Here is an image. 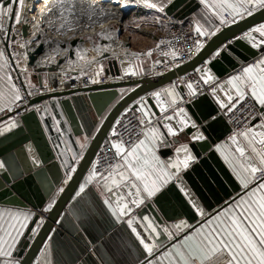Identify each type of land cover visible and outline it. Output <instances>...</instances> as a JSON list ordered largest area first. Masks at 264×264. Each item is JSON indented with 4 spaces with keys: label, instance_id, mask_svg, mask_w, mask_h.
<instances>
[{
    "label": "water",
    "instance_id": "obj_1",
    "mask_svg": "<svg viewBox=\"0 0 264 264\" xmlns=\"http://www.w3.org/2000/svg\"><path fill=\"white\" fill-rule=\"evenodd\" d=\"M26 1L29 3L31 0ZM197 6L194 0H174L173 3L165 8L164 13L168 16H173L179 21H183L196 11ZM16 7L17 5L14 4V8ZM20 11L22 14L21 19H23L24 11L22 8ZM253 11L251 16L223 27L215 35L211 36L192 60L162 75L150 78L131 75V71L136 72L133 59L121 57L110 61L108 69L111 76H118L121 73L127 77L122 82L46 93L29 101V106H34L49 99L59 100L58 105L73 134L89 136L92 128L104 117L84 149L74 168L75 171L68 173L72 176V179L67 184H64L66 174L55 160L53 150L35 111H29L18 118L19 127L0 137V160L5 162V169L0 170V204L24 209L29 208L38 212L53 198V201H55L50 211L42 214V216L36 213L33 217L19 246V258L22 264H32L35 260L39 264H48V262L53 264L54 261L57 264H63V259L74 253L75 248H80L82 250L80 252L84 254L85 251L92 248L95 255H98L104 243L116 236H125L126 239L128 238L127 240L134 238L137 241L136 246H131L129 252L126 250L127 255H130V253L135 255L136 249L138 252L140 251L141 257L146 254L141 252L142 246L122 221L117 225L111 223L110 227L100 226L99 229L95 228L94 230L78 208L79 199L77 198H81V195L79 197L75 196L90 169L98 149L108 137L118 115L129 104L139 98H145L147 105L153 111L155 122L147 129V132L152 135L150 129L155 128L158 130L160 138L156 142L159 146H162L159 155L165 159L166 164L168 165L170 161L176 159H184L186 153L182 149L185 145H187L191 155L195 158L189 162L187 169H183L181 166L182 170L178 173L174 184L170 185L165 192H162L152 201H147L145 205L140 207L133 206L131 215L136 217L138 221L142 214L148 215L154 220L155 227L159 233L155 237L157 248H162L164 244H169L178 239V237L169 238L164 229H168L170 232L168 223L175 222L178 219L183 220L181 215H171L169 213L171 208L163 202L167 192L171 193L175 198L177 205L182 210L184 221L190 223V225L201 216L189 209L187 202L183 201L178 194H175V189L178 190L181 186L190 189L194 194V199L205 206V211L213 209L214 205L218 206L226 199L228 195L221 181H226L227 179L231 183L232 179L215 149L217 145H223L234 158L238 156V153L234 154L236 145L232 144L230 139L233 135L230 134V128L227 124L225 125V120L221 115V112L225 109L219 107L217 99L228 103L226 93L231 95H235V93L226 81L233 75H239L243 68L264 58V48H253L250 41L237 39L252 28L264 23V9H253ZM28 28L27 24L23 23L21 36L24 39L29 36ZM10 34L11 30L8 36L14 40V35L10 36ZM252 35L257 36L254 33ZM37 37L36 39H39V36ZM230 41L232 43H229ZM76 43V41H72L69 44L72 47ZM224 45H228L229 53L212 59L214 53ZM5 46L7 48L6 43ZM43 51L44 47L38 45L36 49L28 54L27 61V66H30L36 73L35 76L38 77L39 87L42 86V74L48 73L50 77L47 79H49V83H52L54 80L53 74L57 72L59 65L63 63V59H59L56 65L47 67L35 65L37 58ZM68 57L70 59L73 58V52L70 49ZM209 61L211 62L209 63ZM197 69H201V72H197ZM191 72H197L203 83L204 79L202 77L206 75L214 77L209 83H204L208 86L213 85V87L207 94L196 97L194 103L188 104L184 97L186 92L184 88L186 86H176L175 92L178 95L176 96V103L172 104L173 97L162 90L174 85V81L177 78ZM126 88H132V90L120 96L119 91ZM214 89L215 95L213 94ZM158 91L161 92L159 98L153 95V93ZM179 108H184L188 116L192 118L188 121V127H185L182 132L179 131L183 127L179 121L185 117L176 114ZM210 112L217 115L218 118L212 122L211 127L205 128L204 121ZM262 112H264V109H261V116ZM165 116H172L173 119L170 121L166 120ZM193 121L198 125L197 128L191 127ZM261 122V118H257L252 122L251 127L259 125ZM168 124L178 131L176 136L168 134L165 127ZM198 132H203L207 139L194 140L193 137ZM236 137L242 146H247V141L244 137ZM27 145H30L31 148H27ZM33 158L41 161L39 167L32 165ZM29 169L31 171H28ZM121 170L123 169L115 171ZM37 172L42 173L39 178L35 177ZM108 175L109 173L105 176ZM116 178L119 179V176L117 175ZM181 181L182 183H180ZM108 183L109 187H113V192L111 193L103 186L104 181L102 179H98L95 185L103 195H108L109 198L112 197L113 199H115L114 196H122L126 202L130 203L133 197L129 196V193L135 192V189H132L130 184H122L120 188L116 189L111 185L110 181ZM60 188H63L64 191L58 193L57 190ZM209 200L211 203H209ZM67 215L74 221V225L69 224V229L64 226L67 221ZM40 219L43 220V225L33 235L32 229L35 228L36 222ZM177 223L175 222L172 226L174 227ZM142 234L149 235L146 232ZM157 248L154 250L155 253L158 252ZM105 262L106 260H104V264Z\"/></svg>",
    "mask_w": 264,
    "mask_h": 264
},
{
    "label": "snow or ice",
    "instance_id": "obj_2",
    "mask_svg": "<svg viewBox=\"0 0 264 264\" xmlns=\"http://www.w3.org/2000/svg\"><path fill=\"white\" fill-rule=\"evenodd\" d=\"M114 2L119 4L120 0H114ZM134 2L143 7L164 13L165 8L173 3V0H166V3L164 0H156V2H153V0H134ZM199 2L206 8L211 7L207 0H199ZM14 4L23 8L25 6V0H8L7 4H0V32H4L6 36L8 35V30L4 27L6 19H12L16 24L25 23L21 19V11L14 8ZM121 6L127 7L128 5L122 4ZM215 7L221 9L227 15L232 16V22L235 23L236 16L243 18L245 14L251 16L253 9H264V0H218ZM53 9L59 10V18L62 21L60 29L70 24V20L66 18L65 13H68L69 16L74 15L75 4L73 0H55L52 7L48 8V12H52ZM90 10L94 11V6H90ZM224 22H226L224 16H221V23ZM49 23H52V21H49ZM68 30L71 31L72 29L69 27ZM196 32L199 35H206L205 32L201 31L199 24L196 26ZM253 33L258 34V37L253 36ZM210 35H215V32L210 33ZM237 39L250 41L253 48H264V23L252 28L249 32H246L242 37H238ZM229 43L232 42L230 41ZM23 46L21 45V47ZM200 47L202 45L198 44L197 50ZM228 53V45H224L214 53L212 59ZM147 55H151V52L147 53ZM0 61H3V63H0V69H3L7 65L8 60L5 52L2 50H0ZM197 72H201V69H197ZM130 74L137 75V72L131 71ZM202 78L206 84L214 79L211 75H206ZM10 79L11 77H9ZM226 83L231 86L235 95L226 93L228 103L217 99L220 108L231 112L240 103L245 100H251L254 102L253 107L258 105L260 109H264V58L243 68V71L239 75L231 76ZM12 87L15 88V85ZM175 87V85H172L162 90L167 95L173 97L172 104L176 103V96L178 95L175 92ZM186 87L188 89L186 103L192 104L198 95L197 89L194 88L191 82H188ZM213 94L215 95V89L213 90ZM153 95L159 98L161 92H155ZM10 103L14 104L17 108L23 104V97L18 88H15V95ZM8 110L10 111L11 108ZM27 110L25 108V111ZM0 111H3V109H0ZM176 114L185 117L179 121L183 126L179 131L182 132L185 127H188V121L192 118L188 116L184 108H179ZM17 116H19V113H17ZM143 116L149 117V112L143 111ZM217 118V115L210 112L205 118L204 127H211L212 122L216 121ZM165 119L170 121L173 117L165 116ZM140 123L143 124L144 120L141 119ZM19 124L18 119L14 117L10 118L6 126L0 128V137L18 128ZM165 127L169 135L176 136L178 134V131L170 124L165 125ZM191 127L197 128L198 125L193 121ZM150 131L152 133V140L158 142L160 138L158 130L152 128ZM113 134L115 135L116 133L114 132ZM237 135L244 137L247 141V146H242L237 141L236 135H233L230 139L232 144L236 145L234 154L238 153V156L235 157L237 163L233 164L232 160L227 156H224V159L234 172L241 186L246 190V198L241 199L238 203L234 202L235 207L228 210L230 214H226V219H221V216L217 215L214 218L215 224H213L212 218H208L204 221L203 227H194L188 231L180 241L171 246V252L164 253L169 259V264H264V120L259 125L250 127ZM193 139L199 141L205 140L207 137L203 132H198ZM111 146L115 150V155L121 157L123 163L115 165L108 176H104L103 173L98 172L96 165H93L92 171L89 173L85 182L79 186V191L75 193V196L79 197L84 193L88 185L97 182L98 178L104 181L103 186L110 193L113 192V187H109V181L116 189L120 188L122 184H130V187L135 189L134 193H129V196L133 197L130 203L126 202L122 196H119L115 200V207L111 202L112 197L103 200V204L113 217L122 220L127 225L142 246L143 251L147 256L152 257L154 250L157 248L155 237L159 235L155 227V222L148 215L143 214L139 217L138 221L136 217L131 215L133 206L140 207L145 205L147 201L157 197L171 181L177 178L182 167L183 169H187L189 162L195 158L191 155L187 145H185L182 149L186 153L184 159L170 161L168 168L171 171H167L163 167L164 162L155 155V152L148 146L145 139L138 140V142L132 144L130 147H126L123 141L113 142ZM26 147L31 148L30 145ZM80 147L83 149L85 144L81 143ZM222 147L221 145H217L216 151L220 152L223 156ZM141 149H143V154L140 153ZM32 165L39 167L41 161L33 158ZM110 168H113V166H110ZM4 169L5 162L0 160V170ZM118 169L124 170L116 172L115 170ZM28 171H31V169ZM74 171V168L68 169L69 173ZM114 172L115 174H113ZM41 175L42 173L37 172L35 177L39 178ZM117 175L119 179L116 178ZM258 176L259 179H257ZM71 179L72 176L66 173L64 184H67ZM178 190L186 198L190 209L199 214V216L204 217V208L194 199V194L190 189L181 186ZM59 191L63 192L64 189L60 188ZM54 203L55 201L50 202L44 211H50ZM3 215V213H0V219L3 218ZM8 215L11 220L17 222L20 221V217L22 216L23 222L20 223V228H17L14 223H8L7 227L10 230L0 228V231L4 233L3 236H0V258H4L0 261V264H22L19 259L14 258L13 254L18 251L17 246L20 244V239L24 237V232L20 229L27 228V221L32 219L33 213H9ZM42 225V219L36 222L35 228L32 229L33 235L38 232ZM208 225L213 226L205 230ZM174 227L178 232L183 228H187L188 225L186 221L182 220ZM164 231L168 234L169 238L174 237V233L169 232L168 229H164ZM143 232L149 235H143ZM5 237L8 239H5ZM147 264H153V260H148Z\"/></svg>",
    "mask_w": 264,
    "mask_h": 264
},
{
    "label": "crops",
    "instance_id": "obj_3",
    "mask_svg": "<svg viewBox=\"0 0 264 264\" xmlns=\"http://www.w3.org/2000/svg\"><path fill=\"white\" fill-rule=\"evenodd\" d=\"M8 1V0H6ZM6 1H4L1 4H5ZM174 1V0H173ZM196 5H198L196 11L188 18H186L184 23L187 25L190 24L192 27L196 28L197 24L201 27V31L205 32L208 34L209 38L213 35H210V33H217V29H222L223 27H227L229 25H232V16L227 15L225 12H222L221 9L215 7L216 3L218 0H207L208 4L211 5V7H205L203 4H200L199 0H194ZM153 2H156V0H153ZM166 3V0H164ZM170 5V4H169ZM168 5V6H169ZM167 6V7H168ZM14 7V5H13ZM17 10H20V6L17 5L16 7ZM152 12H150L149 17L152 19V15L157 13V10L151 9ZM254 12V11H253ZM228 16V19H225L226 22L221 23V16ZM247 17L245 16L243 18L236 16L235 20L236 22L244 19ZM150 19V20H151ZM235 22V23H236ZM4 27L5 29L9 31L15 29L18 27L14 20L12 19H6L4 22ZM256 34V33H254ZM13 34H10V36ZM151 36H155V32L150 33ZM258 36V34H256ZM12 40L8 35L6 36L4 32H0V50L5 52V55L7 52L4 49L3 44L6 43L7 41L9 42ZM11 46V43H9ZM3 47V49H2ZM134 61V66L137 72V75L143 76L145 72V67H147V62L143 59L139 58H132ZM0 63H3V61H0ZM36 74L28 73L26 74L25 78L27 80V83L32 86H39V80L38 77L35 76ZM55 79L57 74H53ZM9 77L11 79L9 80ZM42 83L43 85L50 84L49 83V74H42ZM54 79V80H55ZM15 85L14 79L12 76L11 71L9 70L8 66L6 65L3 69H0V109H3V111H0V114H3L7 111H9V108H13L14 104H11L10 101L15 95V88L12 86ZM175 85V84H174ZM176 86V85H175ZM213 86V85H211ZM230 86V85H229ZM231 88V86H230ZM185 89V101L188 99V89L187 87ZM131 89H122L121 95L123 96L124 94L128 93L131 91ZM234 91V90H233ZM145 100V98H144ZM57 99H49L40 104V109L37 112L38 118L42 124L43 130L46 134V137L48 139V142L53 150L55 160L57 163L60 165L62 171L66 174L68 172L69 168H73L76 166L78 163L84 149L86 148L88 142L90 141L92 135L96 132L100 122L102 121L103 117L99 120V123L95 125V127L92 128V131L89 136L83 135V134H73L68 122L66 121L59 105H58ZM142 111H148L149 112V117L150 119H154L153 111L152 109L147 105L146 101L144 102V105H142ZM227 110H224L221 112V115L224 118V115ZM261 121L264 120V112H262V116H260ZM9 121H4L0 123V127L5 126ZM225 125L227 124L226 121H224ZM58 129V130H57ZM147 134V135H146ZM145 137L143 139L146 140V143L152 150L155 152V155L160 158L161 161L164 162L163 167L167 171H171V169L168 168V165L165 162V159L160 157L159 152L162 149V146H159V144L156 141L152 140V135L146 131ZM81 143L85 144V147L81 149L80 145ZM223 146V145H221ZM216 150V149H215ZM222 151L224 155L222 156L220 152L218 153V156L223 162V165L225 169L227 170L228 174H230V178L232 179V182L230 183L229 181H224L222 180V184L227 192V197L221 204L218 206L214 205V208L205 211V206L203 204L199 203L201 207L204 208L205 211V216L204 217H198L196 221L190 225V223L187 222L188 227L183 228L180 231H176L174 229L175 227L172 226L175 222L177 223L178 221H182L181 219L174 220L175 222H170L167 225H169L170 232L174 233V237H178L177 240L169 243V244H164L162 248H157L158 252H154L152 257L147 256V254H143L144 251L142 248L140 249L141 252H143V256L141 257L140 251L135 250V255L130 253V255H127L126 250L129 252L131 246L133 247L136 246L137 241L132 238V240H127L125 236H116L111 238L109 241L104 243L103 248H100V254L95 255V253L91 249H88L85 251V254L80 252L82 251L80 248L76 249L75 247V252L72 253L70 256H67L65 259H63L62 263L63 264H104V260H106L105 264L109 262V264H147L148 260H153V264H169V259L164 255L165 252H171L172 251V245L177 243L182 239V237L190 231L194 227H203L204 226V221L208 218L213 219V224H215V217L217 215L221 216V219H226V214H230L228 210L230 208L235 207V203H238L241 199L246 198V190L241 186L239 180H237L234 172L232 169L229 167L228 163H226L224 156H227L230 160H232L233 164H236L237 161L235 158L231 155V153L223 146ZM140 153L143 154V149L140 150ZM123 161H121L118 164H122ZM91 167V166H90ZM124 170V169H123ZM91 172V169H89L87 175L83 179L82 183L83 184L88 177L89 173ZM69 173V172H68ZM70 174V173H69ZM177 179V178H176ZM175 179V180H176ZM175 180L171 181L164 189L162 192H165L166 189L174 184ZM232 183H233V188H232ZM60 189H58V193ZM161 192V193H162ZM160 193V194H161ZM159 194V195H160ZM175 194H178L180 198L186 202V198L182 195V193L179 192V190L175 189ZM55 197V196H54ZM115 199H112L113 206L115 207V200L118 198V196H114ZM78 200V208L84 215L85 219L88 221V223L92 226V228L95 230V228L99 229L100 226H111V223L114 224H119L122 220L117 219L116 217H113L111 213L108 211L107 207L103 204V200L109 199L108 195H103V193L96 187L95 182L91 183L88 185V187L85 189L84 193L81 194V198H77ZM154 199V198H153ZM54 200V198H53ZM53 200L49 201L41 211H33L32 209H24V208H18V207H12V206H7L0 204V213H3V218L0 219V228L4 230H10L8 229L7 225L8 223H14L17 228H20V223L23 222V217H20V221H13L9 217V213H24V212H31L33 213V217L37 214L41 215L45 214L47 211H44V209L48 206L50 202H53ZM152 201V200H149ZM163 202L165 205H167L169 208H171V212L169 213L171 215L174 214H179L181 215L183 221L185 220L184 217L182 216V210L180 209V206L177 205L175 198L171 195V193L167 192ZM235 202V203H234ZM209 203L211 201L209 200ZM190 209V205H187ZM191 210V209H190ZM193 211V210H192ZM194 212V211H193ZM195 214V213H194ZM68 216V215H67ZM31 220L27 221V228H21L20 230L24 232V235L31 223ZM65 222V221H64ZM69 224L74 225L73 219H71L70 216L67 217V221L65 222L64 226L69 229ZM213 225H208L205 230H208L211 228ZM71 230V229H70ZM117 230V228H116ZM112 231H114L112 229ZM3 231H0V236H3ZM5 239H8L5 237ZM24 237L20 239V243L23 241ZM151 241V238H150ZM19 246H17L18 251H16L13 255L14 258L19 259ZM138 247V245H137ZM89 256V257H88ZM4 258H0V261H2ZM32 264H39L36 260ZM53 264H57L56 261L53 262Z\"/></svg>",
    "mask_w": 264,
    "mask_h": 264
},
{
    "label": "built area",
    "instance_id": "obj_4",
    "mask_svg": "<svg viewBox=\"0 0 264 264\" xmlns=\"http://www.w3.org/2000/svg\"><path fill=\"white\" fill-rule=\"evenodd\" d=\"M4 1L6 0H0V4ZM31 1L32 4H29L25 0V6L22 8L23 11H26V8L28 11L27 13L24 12L22 20H29V36H33V33L31 31V21L33 20V15L35 14V8L41 3V0ZM145 10V12L138 14V17L140 18L138 24L131 26V28L137 31V34H140L141 43L144 44V46L142 47L139 46L140 48L138 51H133L131 48V44L128 43L126 45L128 47H126L125 50H121L119 54L111 53L109 57L104 58L100 65L89 68L86 67L83 71H79L76 73L72 72L69 75L64 74V76H62L61 78L56 75V79L47 86L34 88L27 83L25 75L32 72L34 74L36 73L32 70L31 67L27 66L28 59L25 51H23L26 46L21 47V50H19L18 58L20 61L18 68L12 64L10 55L7 53V66L12 73L16 88L20 90V94L23 97V104L19 108L14 105V107L10 111L0 114V123L9 121V119L13 117L18 119L32 110L37 113L40 109L39 106H29V101L32 98H35L44 93L46 94L51 93L52 91H62L64 89L70 90L81 87H89L91 85L104 84L111 76H109L108 73L107 62L112 59L117 60L118 58L123 57L146 60L147 67L145 69L143 77L145 76L147 71L152 72V76L155 77L154 75L165 73L192 60L209 39V36L206 37L205 35H199L196 32V28L192 27L190 24L187 25L186 23H184V21H179L173 16H168L165 13L157 12L152 15V19L148 21V17L152 10L149 8H145ZM129 16L134 17L135 14L131 12ZM225 18L228 19V16L225 15ZM22 24L23 23L18 24V27H16L13 31V35L19 40L20 46L24 44V38L21 36ZM115 24H117L118 33L121 32L122 23ZM108 25H110V23ZM151 32H155V36H151ZM97 35H99L100 37L98 38V45L96 47L88 40ZM115 37L117 38L114 43L117 42L118 44H122L123 40H121L120 36L118 38V34H115ZM30 38L32 40L29 42L34 45V36ZM101 38L102 37L99 31L90 29L89 33L85 36V39H87L85 41L89 43L93 51L99 49H107V46H104L102 44L105 40H102ZM128 38H130V36ZM126 41L124 42L126 43ZM198 44L202 45L199 50H197ZM3 45H5V43ZM116 46L117 45H115V47ZM32 51L33 50L30 49L26 50V52L28 53ZM149 52H151V55H147V53ZM165 53H167V55H165ZM130 55H133V57H130ZM84 71L86 76L82 77L80 73ZM97 76L99 77L97 78ZM60 79L62 80L61 82L66 88L61 89L60 85L57 84L58 80ZM92 79L93 81L98 80L99 82L90 83ZM188 82L193 83L194 88L197 89V97L203 94H207L213 87L211 85H205L198 77L197 72H191L183 77L177 78L174 81V84L176 86L185 87ZM57 88L59 89L57 90ZM144 102V98L136 99L118 115L117 119L110 129L108 137L102 143L94 157V160L90 167L91 171L93 169V165H96L98 172L103 173V175L105 176L114 168L115 165L120 162L121 157H117L115 155V150L112 149L111 145L113 142L123 141L126 147H130L132 144L145 137L147 129L154 124L155 120L150 119L151 122L149 123V119L143 116L142 105H144ZM253 104V101L245 100L244 102L237 105V107L233 111H226L224 120L230 128L231 135L239 136L237 135L238 133L250 128L252 122L257 118H260L261 109L258 105L253 107ZM25 108H27L28 110L25 111ZM17 113H19V116H17ZM141 119L144 120L143 124L140 123ZM114 132L116 133L115 135L113 134ZM110 166H113V168H110ZM257 179H259V176L257 177Z\"/></svg>",
    "mask_w": 264,
    "mask_h": 264
},
{
    "label": "bare ground",
    "instance_id": "obj_5",
    "mask_svg": "<svg viewBox=\"0 0 264 264\" xmlns=\"http://www.w3.org/2000/svg\"><path fill=\"white\" fill-rule=\"evenodd\" d=\"M54 2L55 0H41V3L35 8V14L31 21V31L34 36L35 44L33 45L29 42L32 40L30 36L24 39L23 45L26 46V48L24 47L25 49L23 51H25L27 59L28 54L31 52L28 53L26 50H34L38 45L44 47V51L37 58L35 65L47 67L50 65H56L59 59H63V63L59 66L65 67L67 70L62 73V76H64V74L69 75L72 72L76 73L83 71L86 67L89 68L100 65L104 58L109 57L111 53L119 54L121 50L126 49V43L124 41L122 44H118L117 42L114 43L117 37L112 36L102 43L104 46H107V49L93 51L89 43L85 41V36L89 33L90 29L97 30L101 34L102 30H105L109 23H123L122 17L125 15V12L129 10L131 12L134 11L137 5L134 0H120L119 4L115 3L114 0H73V3L75 4V13L71 16H69L68 13H65L66 18L70 20V24L65 25V28L63 29H60L62 21L59 18V10L53 9L52 12H48V8H51ZM29 4H32V1H29ZM122 4H127L128 6L122 7ZM90 6H94V11L90 10ZM24 12H28L27 8ZM90 16L91 18H89ZM24 21V24H27V27H29V20L25 19ZM49 21H52V23H49ZM69 27L72 29L71 31L68 30ZM37 36H39L40 40L36 39L38 38ZM72 41H76L77 43L75 46L71 47L69 43ZM114 44L117 46L115 47ZM69 49L73 52V58L71 59L68 57ZM88 54H95L92 59L94 62L91 61V63L89 62L86 64V61L82 63L84 58L87 60ZM81 57H83V59H81ZM130 57H133V55H130ZM162 74L164 73L159 75ZM62 76H60V78ZM98 77L99 76H97V78ZM144 77H153L152 72L147 71ZM123 80L124 79L119 77L115 78L114 76H110L107 79V82L101 85L119 81L122 82ZM61 81L62 80L60 79L57 84L60 85L61 89L66 88ZM96 82L99 81L97 80ZM90 83L95 82H93L92 79ZM58 89L59 88H57V90ZM62 91L66 90L64 89ZM51 93H53V91ZM73 168H75V166Z\"/></svg>",
    "mask_w": 264,
    "mask_h": 264
},
{
    "label": "rangeland",
    "instance_id": "obj_6",
    "mask_svg": "<svg viewBox=\"0 0 264 264\" xmlns=\"http://www.w3.org/2000/svg\"><path fill=\"white\" fill-rule=\"evenodd\" d=\"M145 8L146 7H143L142 5H138L137 4L136 7H135V9H134V11H132L135 14L136 17L135 16L134 17L129 16V14L131 13V11H126L125 15L122 17L123 23H122L121 32L118 33V31H117L118 30L117 24H115V23H112L111 24L110 23V25H108V27H106L105 30H102V33H101L102 38L101 39L102 40L103 39L104 40H107V38H111L112 36H115V34H118V38L120 36L121 40H123V41H126L127 40L126 41V45L128 43L131 44V48H132L133 51H138L140 47L144 46V44L141 43L140 34H137V31L134 30L133 28H131V26L132 25L134 26V25L138 24V22L140 21V18L138 17V14L145 12L146 11ZM150 19L151 18L148 17V21H150ZM16 25H18V24H16ZM13 31H14V29L11 31V34L14 33ZM115 31H117V32H115ZM28 32H30V31H28ZM106 32H108V33H106ZM145 33H147V32H145ZM105 36H107V38H105ZM129 36H130V38H128ZM205 36L208 37V34L206 33ZM30 37H33V36H30ZM99 37L100 36L97 35L95 37H92L88 41L91 42L92 44H94L97 47V45H98L97 42H98V38ZM85 40H87V39H85ZM130 40H131V42H130ZM9 43H11V46H10ZM6 45H7V48H6L5 45H3L5 51L10 55L12 64L18 68L19 67V61H20L19 58H18V53H19V50H21V46H20L19 40L15 37L14 40H10L9 42L7 41L6 42ZM126 47H128V46H126ZM94 55L95 54H93V55L88 54L87 60H86V58H84L82 63H84L86 61H87L86 64L89 63V62L91 63V61H93L92 59H93ZM113 60H115V59H112L110 61H113ZM110 61L107 62V67H108V63ZM145 69H146V67H145ZM28 70H30V69H28ZM66 71L67 70L65 69V67H61L60 66L59 70L56 73H57L58 76L61 73L60 76H62L63 75L62 73L66 72ZM27 72H30V71H27ZM108 73H109V69H108ZM80 74L82 75V77L86 76L85 75V71L82 72V73H80ZM109 76H110V73H109ZM137 76L138 77H143V76H140V75H137ZM115 77H119V78H122L124 80L127 78V77L123 76L121 73L118 76L115 75ZM54 79H55V77H54ZM58 81H60V80H58ZM47 85H45V84L43 85V83H42V86H47ZM36 87H39V86H35L34 88H36ZM121 91H122V89L119 92L121 93ZM120 96H122V95L120 94ZM35 106H39L40 107V104H37Z\"/></svg>",
    "mask_w": 264,
    "mask_h": 264
}]
</instances>
